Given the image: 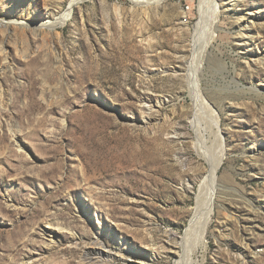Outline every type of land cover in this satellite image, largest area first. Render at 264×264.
I'll list each match as a JSON object with an SVG mask.
<instances>
[{"label":"rangeland","instance_id":"374dc122","mask_svg":"<svg viewBox=\"0 0 264 264\" xmlns=\"http://www.w3.org/2000/svg\"><path fill=\"white\" fill-rule=\"evenodd\" d=\"M59 1L0 0V264H174L183 243L264 264V0H213L219 19L210 0ZM71 3L50 44L4 35ZM194 73L227 148L209 181Z\"/></svg>","mask_w":264,"mask_h":264},{"label":"bare ground","instance_id":"6f19581e","mask_svg":"<svg viewBox=\"0 0 264 264\" xmlns=\"http://www.w3.org/2000/svg\"><path fill=\"white\" fill-rule=\"evenodd\" d=\"M214 2L213 0H210V3ZM214 6H212V9L215 12V17L219 19V4L214 2ZM36 7L43 6L44 8H48L50 6H61V2L59 0H35ZM75 9L74 3H71L69 9L63 14V16H60L57 20H46L42 22H36V21H27V20H20L17 18H14L12 20H7L8 22L4 24L6 26V29L4 30V35L8 36L10 34L9 31L12 30V33L22 41L25 40L32 44V40L40 38L43 41L50 44L52 41V37L57 34V29L60 26H63L67 21L68 18L72 15L73 10ZM53 12H45L43 15L44 17H51ZM55 15V14H53ZM46 18V19H47ZM49 30V31H48ZM50 33H48V32ZM50 34V35H49ZM33 38V39H32ZM211 39H208V43L206 46L208 47L212 40L214 39V36L210 37ZM29 46V45H28ZM27 48V47H26ZM32 48V47H31ZM202 67V62L199 63L198 69L200 70ZM198 73V71H196ZM193 74L191 77V80L189 82V87L191 89V94L193 96V106H192V123L194 126V130L196 131V135L201 141H204L205 143L216 142L218 145V148H216L215 143V150L214 152H211L212 150H208L210 148V144H208V153H211L209 155L210 162L211 163V169L208 174V181L213 180L217 177L218 169L220 168V165L222 164V161L224 159V156L226 155L227 148L226 144L222 135V127H221V116L217 112V108L213 106L210 99L207 97V94L204 90V87L201 84V79L199 78L198 74ZM206 118V119H205ZM208 120L211 126H206L203 122V120ZM210 129H209V128ZM208 129L210 132H208ZM208 133H211L208 135ZM212 147V146H211ZM211 149V148H210ZM205 182L206 184H210V182ZM208 184V185H209ZM213 196H211V201L206 204L205 208L202 210L198 209L197 214L193 217V221L197 223V227L195 228V231L197 233L198 240H202L204 242L205 235L208 233L209 225L212 220V214L214 212V203H213ZM205 245L204 243H202ZM189 246H186V243H183V245L180 247V249H175L173 252L176 253L177 258L174 261V264H196L197 261L193 260V254L192 250L188 249ZM184 251V252H182ZM199 264V263H197Z\"/></svg>","mask_w":264,"mask_h":264},{"label":"built area","instance_id":"2783aa9c","mask_svg":"<svg viewBox=\"0 0 264 264\" xmlns=\"http://www.w3.org/2000/svg\"><path fill=\"white\" fill-rule=\"evenodd\" d=\"M188 8V7H187Z\"/></svg>","mask_w":264,"mask_h":264}]
</instances>
